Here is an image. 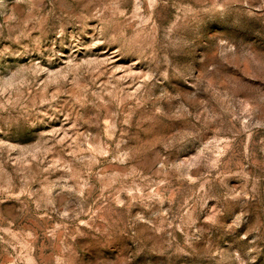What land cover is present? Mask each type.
Here are the masks:
<instances>
[{
  "label": "rangeland",
  "instance_id": "1",
  "mask_svg": "<svg viewBox=\"0 0 264 264\" xmlns=\"http://www.w3.org/2000/svg\"><path fill=\"white\" fill-rule=\"evenodd\" d=\"M0 264H264V0H0Z\"/></svg>",
  "mask_w": 264,
  "mask_h": 264
}]
</instances>
